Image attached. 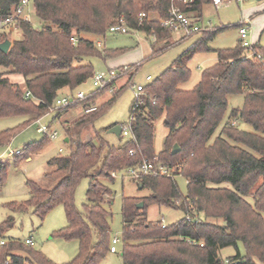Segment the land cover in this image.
<instances>
[{
	"label": "trees",
	"instance_id": "1",
	"mask_svg": "<svg viewBox=\"0 0 264 264\" xmlns=\"http://www.w3.org/2000/svg\"><path fill=\"white\" fill-rule=\"evenodd\" d=\"M17 2L0 0V19L10 16ZM210 2L33 0L38 26L19 21L15 32L19 39L13 41L6 53L0 51V68L9 71L0 73V118L26 116L28 120L13 130L1 132L0 146L7 144L18 129L44 118L62 89L74 94L92 79L93 66L85 59L98 57L104 61L124 52L99 50L83 35L104 37L108 27L122 16L131 29L136 28L159 42L172 35L167 28L160 27L159 21L168 17L173 3L190 17L201 18L204 5ZM141 12L155 18H147L139 25L137 16ZM223 29L203 31L165 71L151 79L144 87L141 104L134 112L129 109L133 117L132 137L120 140L117 146L106 142L98 132L87 142H74L68 134L79 135L81 128L91 126L113 104L123 86L99 106L95 104L97 96L109 92L122 77H127L126 84H130L141 65L129 66L103 89L71 104H78L83 115L64 128L68 153L47 160L49 170L44 176L51 186L45 189L28 180L29 198L5 205L11 212L32 209L40 221L55 207L64 208L67 225L51 236L76 241L78 254L63 264H98L110 253L113 238L105 205L112 203L114 194L100 179L113 181L111 172L138 166L145 160L186 179L187 193L180 194L173 177L144 176L134 182L138 189H147L150 194L141 199V208H137L139 200L135 197H124L121 201L122 264H264V46L253 44L252 48H243L238 42L234 48L209 49L208 42ZM9 38L10 35L0 33V43ZM151 49L150 59L161 52L153 46ZM251 51L260 54V59L248 57ZM197 52L214 53L215 64L201 73L194 88L180 90L178 85L190 75L186 62ZM10 74L21 75L24 85L10 84L7 78ZM24 91H29L32 97L24 99ZM229 95H240L243 102L240 108H231L223 122ZM92 106L95 109L86 113ZM161 118L167 134L163 148L155 154L154 123ZM222 122L221 131L213 138ZM235 123L248 124L252 131H245ZM49 140L44 135L39 142H29L23 153L12 159L13 163L17 165L39 152ZM175 144L179 151L172 154ZM95 168V173L90 174ZM6 176L7 166L0 162V185ZM84 178H89V185L80 212L74 206V196ZM248 197L253 204L246 201ZM155 204L180 210L181 220L170 226L149 221L147 208ZM217 219L222 224L212 222ZM12 225L11 219L0 223V238ZM222 248L235 249L234 256L222 258L219 253ZM8 257L11 264H55L17 240H8L0 247V264Z\"/></svg>",
	"mask_w": 264,
	"mask_h": 264
},
{
	"label": "rangeland",
	"instance_id": "2",
	"mask_svg": "<svg viewBox=\"0 0 264 264\" xmlns=\"http://www.w3.org/2000/svg\"><path fill=\"white\" fill-rule=\"evenodd\" d=\"M224 2L218 8H215L212 4L205 5L201 13V22L204 27L208 22L211 27H224L219 31L217 35L207 44L210 49H228L234 48L238 44L239 35L236 25H240L243 22L249 24V36L248 41L253 43L255 37V43L258 46H264V34L261 35L262 20L264 19V0H222ZM195 17V16H194ZM147 18H155L150 14ZM30 22L34 27L38 26L34 16V11L31 8ZM264 26V25H263ZM86 39L93 41L99 50H124L120 55L105 59L104 61L98 57H89L85 59L86 63H90L93 66L94 73H107L109 69H120L123 66H136L141 65L135 75L131 78V83L126 84L127 77L118 80L115 84L116 90L123 86L121 92L116 96V100L113 104L104 111L91 126H85L79 131V135L71 137L72 141L80 140L81 142H87L91 140L94 132L100 133L101 137L112 145H119L120 140L124 137L117 138L108 130L112 125H118L120 127L127 125L129 121L130 112L129 109L134 102L132 96L131 86L140 84L147 86L150 82L145 80L147 76L155 78L165 71L171 63L182 54L184 50L190 47L201 36V33H197L193 36L186 37L180 41L173 43L176 39H179L178 34H172L166 40L155 41L150 36H146L141 32H129L128 34H112L105 32L104 37H99L93 34L83 35ZM19 39L14 33L9 41L11 45L13 41ZM161 50L158 55L151 57L152 49ZM216 56L210 52H197L186 62V66L190 71L188 80L178 85L180 90H190L194 88L200 81L201 73L215 64ZM7 70L0 68V73L6 74ZM11 75V74H10ZM8 75V76H10ZM7 76V75H6ZM9 80V77H7ZM10 82V80H9ZM10 84L16 85L11 80ZM19 85V84H17ZM21 86V85H19ZM79 91L85 95L95 90L91 78L86 83L80 86ZM65 94V92H64ZM111 92H105V94L98 95L95 101L96 106L106 103L110 98ZM144 97V96H142ZM243 102V98L240 95H229L227 98V111L223 117V122L228 118L231 108H240ZM78 111V112H77ZM56 114L49 113L44 116L38 123L31 122L28 126H25L16 131L13 138L5 145L0 146L1 161L7 166V179L0 185V223L4 220L11 219L12 227L4 232L2 235L6 240L20 241L25 243L26 240H32V248L39 253L43 254L47 259L49 258L55 264H63L73 260L77 256L78 244L73 240H65L51 235L61 230L67 225L64 208L57 206L47 213L42 221H40L33 213L32 209L27 211H9L5 205L12 202L22 203L29 198V192L26 186V181L33 180L41 185L43 188H49L51 181L45 177V173L49 170L47 166V160L49 158L66 155L69 151V145L63 142L64 135H66L64 128H69L71 124L75 122L79 117L83 115L82 108L78 105H71L68 108L59 109L54 111ZM77 113L81 114L78 115ZM58 115V119H54V116ZM28 118L26 116H13L0 118V133L6 130H13L22 124H24ZM162 118L158 119L154 123L155 132L153 137V147L155 154H157L163 148V140L167 134V129L163 126ZM223 122L216 130L215 135L219 134L223 127ZM239 128L247 131H252L248 124L235 123ZM50 126L53 131L58 133V138L55 140H49L45 146L37 153L30 155L26 160L19 164L13 163L12 159L6 157L8 149L10 151L23 150L25 145L29 142H39L43 139V136L37 132L39 126ZM213 138L211 139L213 141ZM211 141V142H212ZM62 148L63 151L58 152ZM30 159V160H28ZM96 168L92 169L90 174L95 173ZM175 178L176 186L182 196H186V179L182 176H173ZM102 184L109 188L113 192L112 203L105 205V209L108 214V221L110 225V236L112 238L121 239V230L123 225L121 215V201L124 197H135L139 200V203L143 197L149 196L150 192L147 189H138L136 183L133 181L122 178L118 175L116 179L110 181L109 179H100ZM89 185V178H84L77 185L74 196V206L80 212L84 209L86 203V189ZM246 201L253 204L251 197H248ZM138 203V204H139ZM141 208V207H140ZM183 214L180 210L167 209L165 207H159L155 205H149L147 208V219L149 221H161L164 220L165 226L181 220ZM264 219V214H262ZM218 224H222L220 219L212 220ZM116 246V253L107 254L98 264H122L121 256L119 252V243ZM240 253H244L241 246ZM220 256L227 258L234 256L235 249L222 248L220 250Z\"/></svg>",
	"mask_w": 264,
	"mask_h": 264
},
{
	"label": "built area",
	"instance_id": "3",
	"mask_svg": "<svg viewBox=\"0 0 264 264\" xmlns=\"http://www.w3.org/2000/svg\"><path fill=\"white\" fill-rule=\"evenodd\" d=\"M175 2H183L184 4H189L191 0H173ZM215 8L220 7L224 4L222 0H210ZM242 0H237V2H241ZM33 0H18L17 4L14 6L12 13L10 16L0 19V33H5L10 35V37L17 31L18 27L17 24L19 21L23 22H30V16H31V8L33 11L32 6ZM137 19L139 21V25L141 22L145 21L147 19L145 13L141 12L138 14ZM31 23V22H30ZM159 25L161 28L168 29L172 34H178L182 38L193 36L197 33H202L206 30H212L210 26V23L202 25L201 20L194 19L193 17H190L189 15L185 14L184 12L180 11V9L176 6L175 3H173L170 7L168 17L165 20L159 21ZM249 24L247 22H243L239 25L237 28L238 35H239V42L241 44V47L245 48H252L253 44L248 41L249 36ZM107 32L112 34H128L129 32H139L138 29L135 28L131 29L126 19H124L122 16L118 18V20L108 27ZM75 41V40H74ZM254 56L256 59H260V54L256 55L254 52H250L248 57ZM129 66H126L120 70H114L109 69L107 73H95L94 76L91 79V82L93 83V86L95 87V90H101L105 87L106 84L112 82V80H115L120 73L125 71ZM151 77L147 76L145 80L148 82H151ZM144 87L143 85L136 84L131 86L132 90V96L134 97V102L131 105V111L134 112L138 105L142 102V95L144 94ZM116 88L112 87L109 92L115 91ZM86 95L77 90L74 92V94H65V95H59L57 99L54 101L53 106L49 109V113H52L54 111H57L59 109L67 108L71 104L75 103L76 100H82L84 99ZM31 93L29 91H24L23 98L28 99L31 98ZM95 106L90 107L89 109H86V113H89L90 111L94 110ZM47 114V115H48ZM41 119L37 120L38 123ZM133 117L132 114L129 116V121L127 125L122 126L121 129V137L131 138V123H132ZM37 132L40 133L42 136H47L51 140H55L58 137V133L56 131H53L52 129H49L48 126H39L37 129ZM62 152V149H60L59 153ZM23 153V150H14L10 151L8 149V152L6 154V157L9 159H13L15 156H19ZM131 155L134 154L133 151L129 152ZM1 161V156H0ZM112 178L116 179L118 175H121L122 178H127L133 182L139 181L144 176H163V177H173L174 174L172 170L162 166V165H156L155 162H148L143 161L138 166L135 167H127L123 169L120 172H111L110 173ZM186 219L189 220L188 216H186ZM162 226L164 225V220H161ZM8 240L0 238V247L7 244ZM120 241L118 238H113L111 241V246L109 252L116 253V244H118ZM26 245L32 246V240L28 239L25 241ZM3 264H11V260L8 257Z\"/></svg>",
	"mask_w": 264,
	"mask_h": 264
},
{
	"label": "crops",
	"instance_id": "4",
	"mask_svg": "<svg viewBox=\"0 0 264 264\" xmlns=\"http://www.w3.org/2000/svg\"><path fill=\"white\" fill-rule=\"evenodd\" d=\"M212 4V2H210L209 3V5H211ZM213 5V4H212ZM205 6V5H204ZM214 6V5H213ZM193 17V16H192ZM194 19H196L195 17H193ZM197 19H202V17L201 18H197ZM262 27H264L263 25H264V19L262 20ZM262 30V29H261ZM181 39H183L182 37H180L179 36V39H176V41H174L173 43H176V42H178V41H180ZM255 37H254V39H253V43L252 44H254L255 42ZM238 42H239V40H238ZM188 49V48H187ZM210 49V48H209ZM212 50V49H211ZM123 67H126V66H123ZM9 77V80H10V82H11V80L13 79V82L14 83H16V85L17 84H19V85H24L23 84V82H24V80H23V77L21 76V75H18V74H12V75H10V76H8ZM121 79H124L123 77L122 78H120V80ZM64 92H65V94H68V91L66 90V89H62L59 93H60V95H65L64 94ZM78 112V111H77ZM52 114H56L55 112H53ZM78 115H81V114H79V113H77ZM54 119H58V115L56 116H54ZM113 126V125H112ZM49 127V129H51L50 128V126H48ZM58 138V137H57ZM63 142L66 144V142H67V137L64 135V138H63ZM60 149H62V148H60ZM60 149L58 150V152L60 151ZM62 151H63V149H62ZM60 154V153H59ZM28 160H30V159H28ZM4 239V238H3Z\"/></svg>",
	"mask_w": 264,
	"mask_h": 264
},
{
	"label": "water",
	"instance_id": "5",
	"mask_svg": "<svg viewBox=\"0 0 264 264\" xmlns=\"http://www.w3.org/2000/svg\"><path fill=\"white\" fill-rule=\"evenodd\" d=\"M10 47H11V42L8 40L0 43V51L2 53H6ZM121 129H122V127H120L118 125H114L108 130V132L113 134L117 138H120L121 137ZM178 151H179V147H178V145L175 144L171 150V153L175 154ZM142 206H143V204L140 202L139 205L137 206V208L142 207Z\"/></svg>",
	"mask_w": 264,
	"mask_h": 264
}]
</instances>
